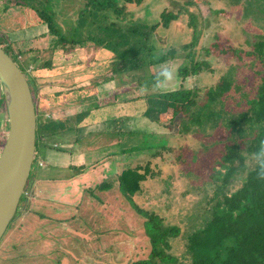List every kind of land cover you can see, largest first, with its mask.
<instances>
[{"label": "rangeland", "instance_id": "rangeland-1", "mask_svg": "<svg viewBox=\"0 0 264 264\" xmlns=\"http://www.w3.org/2000/svg\"><path fill=\"white\" fill-rule=\"evenodd\" d=\"M26 1L35 2L33 5L40 6L41 10L45 9L42 6L47 5L49 12L59 16L57 26L61 25L64 33L63 44L58 37L49 35L33 43L20 42L12 46L17 59L26 68V74L31 77L32 85L37 88L33 91L37 106L38 131L41 122L46 118L65 121L70 118L74 109H83L85 101H88L85 103L88 104L87 106H91V101L94 100L92 97L101 88L103 93L97 95L98 98L94 102L99 104L101 109L100 113L97 110L95 112L96 122H104L107 115L115 116L116 113L120 119L118 122L126 125V119L120 115L133 116L135 118L131 125L134 131L136 133L148 131V133L130 134L126 137L129 142L127 145L130 146L131 143L135 147L132 157L127 158L126 163L119 161L121 157L117 155L122 153V149L126 150L123 144L120 150L118 144H112V147L104 152L95 153L94 158L110 153L115 161L114 166L117 163L119 168L125 165L129 168L139 165L145 179L143 181L144 176L141 179L144 183L135 196L136 204L143 210L160 216L165 225L176 226L181 231V235L185 236L193 232L202 224L203 216L214 203L210 201L208 206L206 204L219 183L215 179V170L218 169L217 160L222 157L224 145L232 140L222 127L212 129L208 125V128L203 130L202 125H195L191 120L196 116L194 113L165 121L164 114L170 111L169 109L166 111V103L158 98L147 99L143 96L147 93L196 89L197 106L192 109H198L206 102L207 91L215 87L231 71L234 72L236 82L244 91L253 89L255 81L264 73V62L261 61V56L253 45L254 42L264 39L263 7H258V2L253 0H142L141 3L132 4H127L124 0H115L114 9L93 11L91 17L87 14L82 15L80 22L86 23L88 20V23L78 26L76 19L83 7L82 0H51V4H47V0ZM63 4L64 11H62ZM116 7L123 9L117 11ZM61 12L70 16L63 18ZM168 16H174L170 18L168 26L161 23L152 33H144L157 26L163 17ZM66 21L69 24L71 22L69 28L63 23ZM67 28L69 31L65 32ZM75 29L80 31L83 43L74 45L68 42V39L73 38ZM0 39L5 45H9L7 38L1 37V34ZM104 42L109 48L103 46ZM153 44L156 47L153 53L157 58L171 48L176 49L177 56L169 58L165 64L129 69L132 56L129 46H153ZM189 44L193 46L183 49V46ZM116 48L122 50V55L113 51ZM189 52L193 54L194 62L207 60L210 68L195 75H188L184 79L178 75V69L185 65L191 66V58L186 57ZM46 63L52 68L43 67ZM123 68L125 70L117 73V69ZM164 70H168L164 80L159 81L158 85L151 89L146 87V77H152L157 71L163 73ZM114 75L113 82H109ZM76 92L82 97L78 98ZM114 95L118 96L116 99L119 102L114 103ZM58 101V109L52 110ZM147 109H150V115L146 117L144 113ZM183 121L185 123H182ZM7 131V106L0 83V153L4 145L3 135L6 133L7 136ZM107 138V136L103 137L105 144L108 143ZM112 138L111 143L118 141L117 135H112ZM58 152L56 150V154ZM37 167L38 154L34 169ZM91 169L85 168V174L87 175ZM97 173L98 171L95 172ZM112 173H107L105 179L98 183L105 181L104 183L110 184L111 187L113 182V187L97 194L95 191L102 189L96 188L95 185L89 186L83 205L77 213L75 221H83L85 216L80 215L86 209V198L90 195L93 201L96 198L99 202L102 201L101 205L104 202L117 200L110 206L112 213L110 209H103L102 219L93 216L88 223L78 222V225L85 226L86 232L91 229L95 236L90 244L85 241L71 244L74 254L80 256L86 252L77 260V264H134L139 260L147 259L152 251L143 223L145 218L140 217L136 210L133 211L128 205L131 202L127 203L117 191L119 182H122V190L125 191L129 179L133 181L134 177L139 178L140 175L137 176L133 172L126 174L125 178L120 176L121 180L116 185L111 178L115 173ZM104 183L102 182L100 186ZM29 192L30 189L27 187L25 191L27 195H24L23 201L25 198L30 199ZM20 216L27 215L18 214L17 221H20ZM35 220L36 218H32V221ZM32 221L26 226L32 225L34 223ZM12 224L0 244L5 243V247L13 252L8 253V256L1 252L0 256H5V260H0V264H53L51 256L41 254L14 258L22 244L15 249L12 245L35 239H32L30 234L36 232L37 227L36 229L27 227L28 234L15 232L12 237ZM51 229L53 228L50 226H44L43 233L47 234ZM97 237L100 240H97ZM39 239L30 244L34 245L35 250H38L35 244H43L46 241L45 238ZM49 239L51 238L47 239L50 242ZM12 240L16 242L12 244ZM186 241V239H173L172 252L178 260L188 263L190 257ZM99 245L102 247L98 252ZM89 247L93 250L91 251Z\"/></svg>", "mask_w": 264, "mask_h": 264}, {"label": "trees", "instance_id": "trees-1", "mask_svg": "<svg viewBox=\"0 0 264 264\" xmlns=\"http://www.w3.org/2000/svg\"><path fill=\"white\" fill-rule=\"evenodd\" d=\"M49 1L51 0H47ZM82 1L83 7L76 19L78 26L84 23L80 22L82 15L87 14L91 17L93 11L115 8V0ZM124 1L132 4L141 3L142 0ZM253 2H258L257 6L263 7L264 10V0H253ZM39 7L36 9L34 6V10L47 24L50 33L58 36L61 42L64 41L62 27L59 24L57 26L59 16L56 17V13L49 12L44 6H42L45 8L43 10ZM122 9L116 7L117 11ZM60 15L63 18L70 16L65 12H61ZM170 18L174 16L163 17L157 26L144 33H152L161 23L168 26ZM63 23L68 28L71 24L67 21ZM87 23L88 20L84 24ZM68 28L65 32L69 31ZM68 42L74 45L83 43L80 31L75 29L73 38L68 39ZM0 44L27 73L13 51V44L5 45L1 39ZM253 45L260 54L261 61L264 62V39L254 42ZM103 46L109 48L105 42ZM189 46L192 47L193 44L185 45L183 49L190 48ZM119 49L113 51L122 55V50ZM129 49L132 52L129 66L131 70L165 64L169 58L177 56L176 49L171 48L157 58L153 53L156 49L154 44L153 46L132 45ZM186 57L191 58V66L185 65L178 69V75L184 79L188 75H195L210 68L207 60L194 62L191 52ZM46 67H50V64H46ZM122 70L125 68L117 69V73H121ZM167 71L154 74L150 78L146 77V87L151 89L157 86L159 81L165 79ZM233 74L232 71L228 72L215 87L210 88L206 93V102L202 107L194 110L192 108L197 106L198 97L196 89H179L145 95L144 98H158L166 103V111L168 109L170 111L164 114L165 121L194 113L196 116L191 120L195 125H202L203 130H206L208 125L212 129L222 127L232 141L224 145L222 157L217 160L218 169L215 170V179L219 183L206 204L208 206L210 201L214 203L207 209L202 224L193 232L185 236L181 235V231L176 226L165 225L163 219L155 213L139 210L145 218L144 227L152 251L147 259L139 260L134 264H264V73L258 80L256 78L253 89L245 90L246 92L236 82ZM38 127L39 125H37V137L40 132ZM141 176L145 179V175ZM109 186L110 184H103L98 189L103 190ZM175 238L187 240V252L190 257L188 263L178 260L173 254L172 240Z\"/></svg>", "mask_w": 264, "mask_h": 264}, {"label": "crops", "instance_id": "crops-1", "mask_svg": "<svg viewBox=\"0 0 264 264\" xmlns=\"http://www.w3.org/2000/svg\"><path fill=\"white\" fill-rule=\"evenodd\" d=\"M33 3L35 4V2L26 0H16L15 2L13 0H8V2L7 0H0V34L1 37L7 38L8 44L12 43L16 45V43L20 42L24 44L33 43L46 36L54 35L50 33L47 24L44 23L40 19L38 13L35 12L34 9L36 6L34 8ZM47 4H51V1L47 2ZM44 7L48 8L47 5ZM62 8V11H64V4ZM57 16L56 14V17ZM54 37L58 36L54 35ZM61 43L63 44V42ZM46 64H44L43 67L46 69L52 68L51 66L46 67ZM165 71L167 70L163 72ZM159 72L161 71H157L156 74ZM29 78L31 80V77ZM113 79H115V75L111 77V80H108H110L109 82H113ZM33 89L37 90L35 86H33ZM101 93H103V91L99 88L97 93L92 97L94 100L91 101V106H87L88 104L85 103H88V101H85L83 103L84 108L81 110L74 109V112L71 114L73 115L75 113V115L69 116L70 118H67L65 121L62 119L46 118L41 122L42 125L37 137L38 142L36 149V155L38 154V167L34 169L29 180L28 189H30V199L25 198L24 201L22 200L18 209V214L23 213L27 216H20V221H17V217L11 226L13 227L12 237L15 232H19L20 234L23 233V235L28 234L27 227L32 229L33 227L35 229L37 227V230L34 233H31L33 230L30 232L32 239H35L28 242H18L12 245V248L15 249L19 244H22L19 247L21 248L18 251L19 253H17L14 258L28 257V254L29 256L41 254L43 256H51L53 264H77V260L83 257L82 255H85L86 252H83L80 256L79 254H74L73 249L70 247L71 244H75L76 241H78L79 244L81 241L90 244L95 236L92 234L91 229L86 232L84 230L85 226L78 225V222L88 223L92 220L93 216L102 219L103 214L101 212L103 209H110L112 213L113 210L110 206L114 204V202H117V200L113 202L109 201L101 205L102 201L99 202L97 198L93 201V197L90 195L86 198L87 207L80 215L81 217L85 216L84 220L75 221L77 213L83 205L82 202L84 197L88 193L87 188L91 185H95L96 188H99L100 184L105 181L101 183L98 182L105 179L107 173H115V176L111 178L116 182V185L118 181L121 180V177L125 178V175L128 173L133 174L134 172L135 175H140L139 178L134 177L133 181L129 179L130 182H127L125 190L127 193L122 190L121 182H119L117 186V191L123 196L127 203L128 201L132 203L128 204L129 207L133 211L136 210L135 212L138 213L140 217L144 218L139 212L140 209H143L136 204L137 200H135V196L138 195V190H141L142 184L144 183V178L141 182V167L137 165L129 168L127 165H120L121 167L119 168L118 163L116 166L113 165L115 161L114 158H111L110 153L106 154V157L102 154V156L97 159L94 158V154L99 151L104 152L109 147L111 148L112 144H118L120 150V146L123 144V148H126V150L122 149L121 154H116L121 157L119 161L126 163V161H128L127 158H131L132 152L135 150L134 145L132 146L131 143L130 146L127 145L129 142L126 137L130 134H147L148 131L136 133L131 125L135 118L133 116L120 115V117L123 116V118L126 119V125L128 121L130 123L128 124L129 126H126L125 123L121 125L118 122L120 119L116 113L115 116H111V114L107 115L104 122H96L94 119L97 116L95 112L97 110L98 113H100L101 109H99V104H95L94 102H96L98 98L97 95L100 96ZM76 95L78 98L82 97L79 92H76ZM86 97L87 96H85V98ZM113 97L115 99L114 103L119 102V100L116 99L118 96L114 95ZM143 97H145V95ZM58 103L59 101L52 107V110L58 109ZM144 114H146V117L150 115V109H147ZM147 119L149 120V118ZM146 124L148 123L146 122ZM118 128L119 131H117ZM5 134L3 135L4 142L6 139ZM112 135H117L118 141L115 140V142L111 143L113 139ZM104 136L108 137L107 144H105V140L103 139ZM104 144L106 146H104ZM56 150L60 152L56 154ZM85 168H92L87 175L84 172ZM119 170L121 171L118 172ZM96 171H98L97 174H95ZM111 184V187L101 191H95V193L99 194L110 190L113 187V182ZM132 199L135 200V203ZM91 201H93V205H91ZM114 215H116V213H114ZM109 217L111 216L109 215ZM32 218H36L37 221H32ZM29 221L34 223L30 226H26ZM40 226L41 228H39ZM44 226H50L53 229L47 232V234H44ZM77 229H80L82 232L80 230L77 231ZM39 238H45L46 241L43 244H35L38 247V250H35L34 245L30 244H33V241H39ZM48 238H51L49 239L51 240L50 242L47 240ZM97 240H100V238L97 237ZM14 242L16 241L12 240V244ZM91 247L89 248L92 251L93 248ZM101 247L102 246L99 245L98 252ZM1 252L6 253L5 255L8 256L7 254L13 251L5 247V243H2L0 244V253ZM0 260H5V256H0Z\"/></svg>", "mask_w": 264, "mask_h": 264}, {"label": "water", "instance_id": "water-1", "mask_svg": "<svg viewBox=\"0 0 264 264\" xmlns=\"http://www.w3.org/2000/svg\"><path fill=\"white\" fill-rule=\"evenodd\" d=\"M0 83L3 88L8 131L0 153V241L18 217L34 171L37 125L33 85L17 62L0 44Z\"/></svg>", "mask_w": 264, "mask_h": 264}, {"label": "built area", "instance_id": "built-area-1", "mask_svg": "<svg viewBox=\"0 0 264 264\" xmlns=\"http://www.w3.org/2000/svg\"><path fill=\"white\" fill-rule=\"evenodd\" d=\"M24 195H27V194H24Z\"/></svg>", "mask_w": 264, "mask_h": 264}]
</instances>
